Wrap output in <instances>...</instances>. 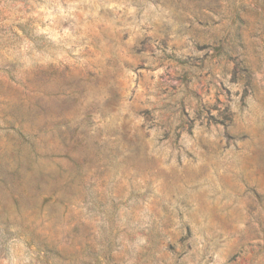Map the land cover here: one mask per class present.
I'll return each instance as SVG.
<instances>
[{
	"label": "rangeland",
	"instance_id": "374dc122",
	"mask_svg": "<svg viewBox=\"0 0 264 264\" xmlns=\"http://www.w3.org/2000/svg\"><path fill=\"white\" fill-rule=\"evenodd\" d=\"M0 264H264V0H0Z\"/></svg>",
	"mask_w": 264,
	"mask_h": 264
}]
</instances>
